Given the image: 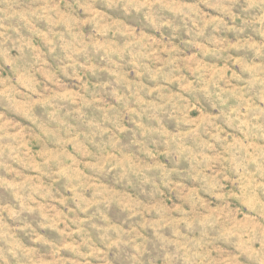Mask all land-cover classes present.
Masks as SVG:
<instances>
[{
	"label": "clouds",
	"instance_id": "9594fccd",
	"mask_svg": "<svg viewBox=\"0 0 264 264\" xmlns=\"http://www.w3.org/2000/svg\"><path fill=\"white\" fill-rule=\"evenodd\" d=\"M0 264H264V0H0Z\"/></svg>",
	"mask_w": 264,
	"mask_h": 264
}]
</instances>
